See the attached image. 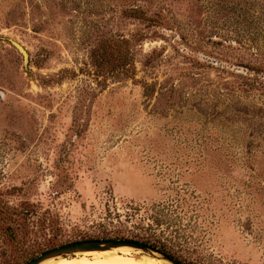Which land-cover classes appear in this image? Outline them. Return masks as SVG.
<instances>
[{"label": "rangeland", "instance_id": "1", "mask_svg": "<svg viewBox=\"0 0 264 264\" xmlns=\"http://www.w3.org/2000/svg\"><path fill=\"white\" fill-rule=\"evenodd\" d=\"M260 160L264 0H0V206L31 214L0 264L123 239L264 264Z\"/></svg>", "mask_w": 264, "mask_h": 264}, {"label": "bare ground", "instance_id": "2", "mask_svg": "<svg viewBox=\"0 0 264 264\" xmlns=\"http://www.w3.org/2000/svg\"><path fill=\"white\" fill-rule=\"evenodd\" d=\"M123 248L128 247L63 255L48 259L40 264H160V262L169 264L159 259L158 256H155V259L160 262L148 256L130 254L127 249Z\"/></svg>", "mask_w": 264, "mask_h": 264}, {"label": "trees", "instance_id": "3", "mask_svg": "<svg viewBox=\"0 0 264 264\" xmlns=\"http://www.w3.org/2000/svg\"><path fill=\"white\" fill-rule=\"evenodd\" d=\"M255 158L250 159L249 161L252 163H256L257 159H255ZM256 166H257V168L256 169L254 168L256 170V172L252 168V167H254V165H250V167H249V169L256 174L251 176L253 179L252 180L253 182H250L248 184L250 186H248V187L251 188L252 190H255V189L258 190V188H259V191H264V187L262 186L263 183H261L259 180V177H261V175L264 173V161H261V160L258 161ZM27 215L28 216L31 215L30 211L27 209L23 212L21 211L19 213H16L14 211H11L5 205L0 206V227L2 228L3 233L5 232V235H7L12 240H15L17 237L15 235V233H18L17 232L18 225L20 227H22L21 222H25V216H27ZM123 240H126V239H123ZM130 241H134V240H130ZM138 242L150 246L151 248L155 249L159 253L168 256L170 259H172L173 261H175L178 264H185V263L177 260L176 258H174L173 255H171L170 252L166 249L167 247L165 245H157L155 242L150 241V240L138 241ZM52 248H54V247H52ZM35 258H36V256L29 259L28 261H31ZM28 261H25V263H23V264H26ZM10 264H19V263L18 262H12Z\"/></svg>", "mask_w": 264, "mask_h": 264}, {"label": "water", "instance_id": "4", "mask_svg": "<svg viewBox=\"0 0 264 264\" xmlns=\"http://www.w3.org/2000/svg\"><path fill=\"white\" fill-rule=\"evenodd\" d=\"M120 247H128L134 250H140L149 255H153L154 253H159L158 251H156L155 249L151 248L148 245L130 240L83 241V242L71 243L47 251L26 264H40L48 259L55 258L58 256L81 253V252L107 251L110 249H115ZM159 254H160V257H158L159 259H162L168 262L169 264H178L172 259H170L168 256L163 255L161 253Z\"/></svg>", "mask_w": 264, "mask_h": 264}]
</instances>
